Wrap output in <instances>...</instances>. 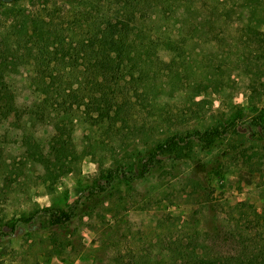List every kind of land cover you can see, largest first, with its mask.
<instances>
[{
  "label": "rangeland",
  "instance_id": "obj_1",
  "mask_svg": "<svg viewBox=\"0 0 264 264\" xmlns=\"http://www.w3.org/2000/svg\"><path fill=\"white\" fill-rule=\"evenodd\" d=\"M93 1L0 0V48H44V65L55 64L58 35L66 50L84 38ZM100 1L99 12L121 2ZM175 1L146 11L155 74L127 76L108 97L119 113L102 122L88 76L68 72L71 57L37 73L19 56L9 75L16 106L0 123V264H196L242 254L243 264L263 246L264 0ZM214 130L212 139L193 135ZM57 134L68 152L54 158ZM37 151L49 160L38 162ZM56 209L68 219L53 223Z\"/></svg>",
  "mask_w": 264,
  "mask_h": 264
},
{
  "label": "trees",
  "instance_id": "obj_2",
  "mask_svg": "<svg viewBox=\"0 0 264 264\" xmlns=\"http://www.w3.org/2000/svg\"><path fill=\"white\" fill-rule=\"evenodd\" d=\"M181 1L187 2L188 0ZM175 2L177 1L121 0L113 12H105V10L99 12L98 10L104 4L100 0H94L91 3V8H95L96 11L94 12L96 13L93 14L94 12H91V20L87 23L86 30H82L85 33V37L75 39V43L71 46L72 48L70 47V49L67 48L66 50L64 48V43H66L65 35L59 34L54 47L55 50L51 51L54 57L48 59V61H55L53 62L55 64L49 62L48 66L47 62L44 65L45 61H47V54H43L46 52L42 51L44 48L41 49L39 47L37 50V48L28 47L24 48L23 52L16 54L11 47L0 48V123L8 117L10 110L16 106L15 96L9 83V75L21 65V62H18L20 55L28 56L29 60L26 59V63L30 62L34 66L33 68L37 70V73H43L42 69L37 68L42 64L46 66L44 68H48L49 66L54 67V65L57 66L56 64L65 63L66 56L71 57L69 64H67L69 66L68 72L72 76H88L90 83H88L89 93L87 94V98L92 105L96 106V117H99L98 119L102 122L104 117H112L119 113V106L114 107L111 102H108V97H110L111 93L122 91V83L125 82L127 76H149L155 74V71H152L149 67L155 59H152L148 53L153 45L152 38L148 35L150 29L146 24L147 17L152 19V16L150 14L147 16L146 11L161 13L164 8ZM87 13L90 14V12ZM33 25L34 27L31 28L33 29L32 32L40 33L41 26L37 23V20H34ZM21 26L24 27L23 23ZM144 34L146 35L145 37ZM169 41L170 39H167L165 43L168 44ZM71 42H69L70 45ZM9 53L11 55L15 54V59L9 57ZM47 53L49 52L47 51ZM79 57L81 59L80 62L75 63ZM156 60H158L157 57ZM158 62L164 65L168 63L164 61ZM65 68V65H61L60 69L66 71ZM68 72L66 71V73ZM102 102L104 104H100ZM40 105H44V102ZM217 134V130L209 132L195 131L193 133V135L205 139H212ZM178 137L179 141H184L185 139L182 136ZM170 139L173 138H169L166 142L159 144L156 151L165 148ZM50 143L51 150L49 152H51V155H54V158L57 155H65L68 152L66 140L62 134L55 135L53 141ZM154 158L155 152L150 156L149 161H153ZM35 159L41 163H46L49 160L40 151L36 152ZM147 169V163H144L140 177L146 174ZM104 187L100 186V188ZM48 213L53 223H60L69 217V212L62 209H56ZM242 255L231 256L228 261H222L218 258H198L196 264H241V259L244 257ZM243 264H264V244L259 248L257 253H247Z\"/></svg>",
  "mask_w": 264,
  "mask_h": 264
}]
</instances>
